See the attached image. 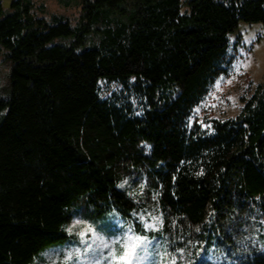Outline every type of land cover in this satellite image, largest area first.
I'll return each instance as SVG.
<instances>
[{
	"label": "trees",
	"instance_id": "1",
	"mask_svg": "<svg viewBox=\"0 0 264 264\" xmlns=\"http://www.w3.org/2000/svg\"><path fill=\"white\" fill-rule=\"evenodd\" d=\"M32 4L0 0V264H30L77 213L147 209L162 226L137 232L194 264H264V84L236 118L190 124L264 0H81L75 25Z\"/></svg>",
	"mask_w": 264,
	"mask_h": 264
},
{
	"label": "rangeland",
	"instance_id": "2",
	"mask_svg": "<svg viewBox=\"0 0 264 264\" xmlns=\"http://www.w3.org/2000/svg\"><path fill=\"white\" fill-rule=\"evenodd\" d=\"M13 1L3 0V16L11 11ZM32 3L33 14L51 23L62 18L75 25L81 12V0H32ZM229 39L233 63L228 75L216 81L190 119V124L197 122L206 130L213 119L236 118L245 106L243 97L249 99L264 84V23L242 22L229 34ZM5 55L6 50L0 48V79L6 72L2 66ZM101 85L104 87L106 83ZM139 103L140 99L136 100L135 106L140 107ZM147 210L132 213L130 218L111 214L95 221L77 213L66 226L68 238L42 251L30 264H194L193 255L175 248L164 235L144 236L137 232V224L145 232L155 234L162 226L161 218ZM121 249L129 254L124 260L119 255ZM199 255L213 264H228L220 261L216 253L203 250Z\"/></svg>",
	"mask_w": 264,
	"mask_h": 264
},
{
	"label": "snow or ice",
	"instance_id": "3",
	"mask_svg": "<svg viewBox=\"0 0 264 264\" xmlns=\"http://www.w3.org/2000/svg\"><path fill=\"white\" fill-rule=\"evenodd\" d=\"M119 255H120L121 260H124V259H126L128 257L129 254L124 249H121Z\"/></svg>",
	"mask_w": 264,
	"mask_h": 264
}]
</instances>
